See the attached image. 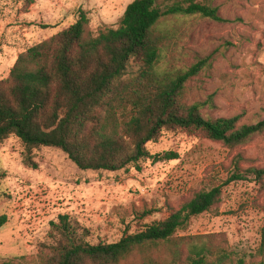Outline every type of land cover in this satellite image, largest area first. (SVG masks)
Here are the masks:
<instances>
[{"label": "rangeland", "instance_id": "1", "mask_svg": "<svg viewBox=\"0 0 264 264\" xmlns=\"http://www.w3.org/2000/svg\"><path fill=\"white\" fill-rule=\"evenodd\" d=\"M134 0H0V82L17 58L73 25L80 12L96 36L116 29ZM160 5L182 0H156ZM218 10L220 22L199 15L169 17L160 28L174 34L172 53L162 70L186 69L207 59L184 88L183 103L201 104L206 120L239 117L240 125L264 120V0H198ZM173 57V59H171ZM172 65V66H171ZM157 163L140 172L81 171L60 150L32 151L36 169L23 163L25 148L10 136L0 143V264H40L39 246L49 241L51 223L68 216L88 230L87 241L111 244L124 232H139L165 220L201 191L223 185L239 159L242 170H264V131L234 148L199 132L164 131L146 145ZM166 153L177 158L164 159ZM145 211H154L145 218ZM181 238H200L214 252L229 255L226 264H261L264 240V178L252 177L223 187L218 204L164 242L135 252L120 264H185Z\"/></svg>", "mask_w": 264, "mask_h": 264}, {"label": "trees", "instance_id": "2", "mask_svg": "<svg viewBox=\"0 0 264 264\" xmlns=\"http://www.w3.org/2000/svg\"><path fill=\"white\" fill-rule=\"evenodd\" d=\"M197 1L160 5L156 0H134L116 29L101 30L96 36L87 32L88 17L80 12L69 28L29 48L0 82V143L10 136L18 138L25 148L23 163L32 169L37 167L32 151L53 148L81 171L140 172L144 162L160 160L146 145L164 131L199 132L229 148L262 133L264 120L254 125H240L239 117L206 120L200 114L201 104L183 103L185 85L207 59L186 69L172 65L161 69L166 55L173 52L174 34L160 28L165 19L199 15L221 21L216 8ZM175 158L174 153L164 155L166 160ZM238 160L223 185L199 192L163 221L136 233L124 232L115 243L92 245L88 230L60 216L51 223L49 241L39 246L40 264H120L158 243L176 246L175 233L218 204L224 186L249 176L263 182L264 170H242ZM153 213L145 211L141 218ZM6 223L7 217L1 216L0 229ZM195 240L200 238L179 239L188 250L185 264L229 260L224 251L214 252ZM261 249L264 254V240Z\"/></svg>", "mask_w": 264, "mask_h": 264}]
</instances>
